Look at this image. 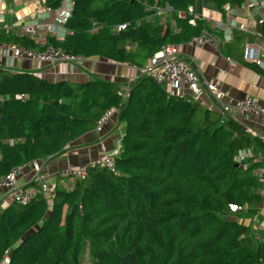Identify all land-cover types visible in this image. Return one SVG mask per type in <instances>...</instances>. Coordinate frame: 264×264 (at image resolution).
<instances>
[{
  "label": "trees",
  "instance_id": "trees-1",
  "mask_svg": "<svg viewBox=\"0 0 264 264\" xmlns=\"http://www.w3.org/2000/svg\"><path fill=\"white\" fill-rule=\"evenodd\" d=\"M64 1L45 4L58 9ZM210 1L222 14L227 5L243 2ZM70 2L62 40L51 35L39 43L27 33L0 31V45L37 53L54 47L143 70L162 46L186 45L204 28L212 32L195 11L189 13L197 0ZM153 6L171 11L164 18ZM119 25L127 28L118 31ZM254 36L264 39V22ZM249 37L235 29L223 49L264 76V69L242 60L243 51L236 52ZM120 88L0 67V182L14 169L63 154L96 131L110 109L124 128L120 153H107L114 156V172L94 162L79 167L86 168L82 180L62 171L58 176L73 185L51 187L46 180L47 194L32 179L18 182L34 195L25 206L12 200L0 209V264H85V248L92 264H264V241L243 223L264 207L257 175L264 141L234 118L189 95L169 93L145 74L130 82L127 97ZM245 151L252 157L239 160Z\"/></svg>",
  "mask_w": 264,
  "mask_h": 264
},
{
  "label": "crops",
  "instance_id": "crops-1",
  "mask_svg": "<svg viewBox=\"0 0 264 264\" xmlns=\"http://www.w3.org/2000/svg\"><path fill=\"white\" fill-rule=\"evenodd\" d=\"M200 1L201 3L196 2L194 9L196 16L202 18L207 23V26L212 30V33L214 32V35L221 36L220 48L211 46L205 49H196L188 43L182 45L183 56L198 74L215 82L225 92L224 102L235 104L246 97H251L264 109V76L238 60L236 57L237 53H234V57L236 58H233V56H230L223 49V46L232 44L233 31L235 29L236 31H242L236 28L239 25L248 26L247 31L242 32L248 33L253 37L246 38L245 42L239 48H236V52L240 54L243 51L244 54V48L248 44L264 49V39L254 36L257 32L259 20L264 18V10L259 12L247 10L245 1L243 0L240 5L231 6L236 13L232 19L225 13L222 14L217 11L215 5L210 0ZM205 6L217 12L218 16L213 20L205 17ZM44 8L45 0H0V31H12L14 33L24 34L26 33L27 27L35 24V22H44V20L50 22V18L44 14ZM169 17L167 15V18ZM218 23H221L226 31L216 29L215 27ZM66 34L67 31L63 28L56 37L62 40ZM51 35L55 34L48 31H40L35 39L39 43H45L47 36ZM228 58L231 61L227 60ZM242 60L245 61L243 55ZM245 63L252 64L247 61ZM0 67L3 70L11 72H30L50 81L70 80L74 82H86L99 79L117 83L121 88L137 80L139 76L144 74L143 70H139L134 66L115 63L101 57L84 59L81 62H75L67 66L51 64L39 65L37 61L24 56L18 58L12 57L3 49H0ZM164 85H167L165 89L169 93L180 96L189 95L207 108L217 110L211 97L205 91L195 96L191 94L184 81H180L178 87L168 82ZM226 115L246 126L250 133L264 141V117L250 115L248 118L243 119L240 113L236 115L228 113ZM123 134L124 128L119 123L118 114L116 113L110 118L104 128V132L98 133L93 130L72 143L63 154L49 159L44 164V171L47 176L46 180H48L51 187H56L58 184H61L62 187L69 188L73 184L61 179L58 176L60 172L70 168L76 169L89 166L97 158L107 153L116 152L119 154ZM239 157L248 159L252 157V152H242ZM259 160L261 161V165L259 166L257 175L261 177L263 184L264 175H261V172L264 171V158L260 157ZM33 174L34 172L31 167L24 168L18 178L19 184L26 185L31 180ZM12 200L11 194L7 191L0 192V207L5 208ZM260 215L264 218V207L259 214V218L261 219ZM257 221V218H253L247 221V223L253 226L254 230L259 233L260 239L264 241V228L257 224Z\"/></svg>",
  "mask_w": 264,
  "mask_h": 264
},
{
  "label": "built area",
  "instance_id": "built-area-1",
  "mask_svg": "<svg viewBox=\"0 0 264 264\" xmlns=\"http://www.w3.org/2000/svg\"><path fill=\"white\" fill-rule=\"evenodd\" d=\"M244 1L247 10L256 12L264 10V0ZM151 9L155 10L156 14L161 17H164L166 12L171 11L169 6L163 9L158 6H153ZM72 12L73 6L70 0L64 1L62 6L58 9H53L45 4L44 14L50 18V22H46L44 19V22H35V24H31L27 27L26 33L32 37H36L40 31H48L55 34V36H58L65 24L68 22ZM189 13L194 14V9L190 8ZM225 14L232 19L236 15L230 5L225 7ZM180 16L185 15L181 13ZM263 22L264 18L259 20L258 24H262ZM191 24L195 25V20H191ZM126 28V25H119L117 30L123 31ZM215 28L218 30H225L221 23L216 24ZM236 28L241 29L242 31H247L248 26L239 25ZM190 44L196 49H205L211 46L220 48L219 38L207 28H204L198 36L194 37L190 41ZM0 49H3L15 58L24 56L31 60H35L39 63V65L51 64L67 66L84 60V58L80 55L71 54L54 47H49L42 53H37L33 50L18 47L16 45L2 44L0 45ZM243 56L245 61L264 69V49L248 44L244 48ZM227 60L231 61L230 58ZM143 72L145 75L152 78L155 83L160 85L168 82L173 86L178 87V83L180 81H184L191 94L195 96L199 95L202 91H205L211 97L217 110L224 114L232 113V115H236L237 113H240L243 119L248 118L250 115H259L264 117V109L255 99L251 97H246L242 101L235 104L224 102L226 95L225 92L219 88L215 82H212L198 74L189 61L183 56L182 45L162 46L161 49L149 60L148 64L143 69ZM129 92L130 83L121 88V93L124 97H127ZM117 112L118 111L116 109L108 110L97 123L96 131L101 133L108 124L110 118ZM242 158L239 157V160H242ZM94 163L95 165L105 167L112 172L115 171L114 156L112 154H106ZM29 167H31L34 172L31 179L39 184L44 194L49 193L50 188L46 183V176L43 174L44 165L40 162H33L29 164ZM22 171L23 167L17 168L4 177L0 182V192L3 190L7 191L11 194L12 199L17 204L25 206L31 201L34 195V190L26 189L23 188V186L18 185V176L22 173ZM62 173V176L64 177H70L73 180H82L86 176V168H70L64 170ZM261 175H264V171L261 172ZM261 193L264 196V181ZM231 209L235 211L236 207L232 206Z\"/></svg>",
  "mask_w": 264,
  "mask_h": 264
},
{
  "label": "rangeland",
  "instance_id": "rangeland-1",
  "mask_svg": "<svg viewBox=\"0 0 264 264\" xmlns=\"http://www.w3.org/2000/svg\"><path fill=\"white\" fill-rule=\"evenodd\" d=\"M197 2L201 3L200 0H198ZM204 16L213 20V19H215V18L218 16V14H217V12H215L214 10L209 9V8H207V6H205V8H204ZM219 40H220V39H219ZM164 88H167V85H164ZM120 92H121V88H120ZM121 94H122V93H121ZM115 114H116V113H115ZM115 114H114V115H115ZM117 114H118V112H117ZM66 181H68V183H71V182H72V180H70V179H67ZM60 186H61V184H60ZM0 209H3V207L1 206ZM260 217H261V219H260L259 217L257 218V219H258L257 224L259 223V225H260L262 228H264V218H263L262 215H260ZM262 218H263V219H262ZM259 220H260V221H259ZM243 223L248 224L247 221H243ZM81 260H82V262L85 263V264H92L93 261H92V259L90 258V254H89V249H88V248H87V249L85 248V250L83 251V254H82Z\"/></svg>",
  "mask_w": 264,
  "mask_h": 264
},
{
  "label": "water",
  "instance_id": "water-1",
  "mask_svg": "<svg viewBox=\"0 0 264 264\" xmlns=\"http://www.w3.org/2000/svg\"><path fill=\"white\" fill-rule=\"evenodd\" d=\"M243 127L247 129V127H246V126H244V125H243Z\"/></svg>",
  "mask_w": 264,
  "mask_h": 264
}]
</instances>
